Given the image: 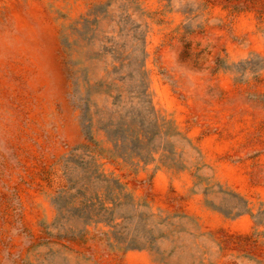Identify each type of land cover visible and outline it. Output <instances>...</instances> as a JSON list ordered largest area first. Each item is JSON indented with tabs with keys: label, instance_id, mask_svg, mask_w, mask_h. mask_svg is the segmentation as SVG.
<instances>
[{
	"label": "rangeland",
	"instance_id": "374dc122",
	"mask_svg": "<svg viewBox=\"0 0 264 264\" xmlns=\"http://www.w3.org/2000/svg\"><path fill=\"white\" fill-rule=\"evenodd\" d=\"M0 264H264V0H0Z\"/></svg>",
	"mask_w": 264,
	"mask_h": 264
},
{
	"label": "trees",
	"instance_id": "16d2710c",
	"mask_svg": "<svg viewBox=\"0 0 264 264\" xmlns=\"http://www.w3.org/2000/svg\"><path fill=\"white\" fill-rule=\"evenodd\" d=\"M77 85V89L75 90V96H77L79 98L80 102V108L83 112L82 114V119H83V124H84V128H85V132L87 137L89 138L90 141H93L94 138V129H95V115L92 114L91 112V93L89 90H87L86 95L82 94V89L81 86L79 85V83H75ZM144 83H140V85L138 86L139 89H143ZM140 95V101L139 104L137 105L139 107V110H137L135 118L133 120V128H135L133 130V134L134 136H136V141H134V143L139 144L141 142L139 136L141 134L142 130H146L150 127V125L152 124V122H150V120H147V114L149 113V106L150 103L149 101H147V96L143 91L139 92ZM148 110V111H147ZM145 116H143V114H145ZM98 114V112H97ZM151 115V113H150ZM102 120V119H101ZM100 119L98 120V129L101 131H105L106 134L109 137V140L114 144L115 147V151L118 152V154L120 156H125L127 154L128 151V143L127 137H121L120 135V124L119 123H115L114 121H110L109 124L106 125H102V121ZM137 124H139L140 129L137 130ZM131 128V129H133ZM133 142V141H132ZM140 149H142V147H138ZM126 157V156H125ZM132 155H128V159H131ZM106 211L108 212V210L106 209ZM111 211V210H109ZM113 211V210H112Z\"/></svg>",
	"mask_w": 264,
	"mask_h": 264
}]
</instances>
